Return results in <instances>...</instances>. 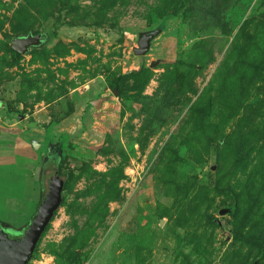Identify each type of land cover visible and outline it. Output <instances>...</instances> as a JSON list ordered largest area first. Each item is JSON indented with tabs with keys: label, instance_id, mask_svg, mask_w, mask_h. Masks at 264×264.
Segmentation results:
<instances>
[{
	"label": "rangeland",
	"instance_id": "rangeland-1",
	"mask_svg": "<svg viewBox=\"0 0 264 264\" xmlns=\"http://www.w3.org/2000/svg\"><path fill=\"white\" fill-rule=\"evenodd\" d=\"M38 170L62 201L28 264H264V0H0L9 235Z\"/></svg>",
	"mask_w": 264,
	"mask_h": 264
},
{
	"label": "water",
	"instance_id": "water-1",
	"mask_svg": "<svg viewBox=\"0 0 264 264\" xmlns=\"http://www.w3.org/2000/svg\"><path fill=\"white\" fill-rule=\"evenodd\" d=\"M157 34V31L142 34L137 40V48L133 54L142 56L149 48V42ZM38 43L37 36L11 41V50L17 54H23L28 47ZM62 181L56 174L46 176L45 193L41 195L34 207L28 221L16 235H9L6 230H12L7 224L0 223V264H28L35 251L36 245L44 232L47 224L62 201Z\"/></svg>",
	"mask_w": 264,
	"mask_h": 264
},
{
	"label": "crops",
	"instance_id": "crops-1",
	"mask_svg": "<svg viewBox=\"0 0 264 264\" xmlns=\"http://www.w3.org/2000/svg\"><path fill=\"white\" fill-rule=\"evenodd\" d=\"M35 185H36V181H35ZM36 193H37V190H36ZM27 197H30V194L27 193V192H24V194H20V195H12L11 196V202H12V208L11 209H8V208H4V209H0V217L1 215L9 218V220H14V221H18L16 216H14L16 214V209L20 210V211H24L22 216L26 217L29 212V208L27 207V210H22V209H19L17 208L18 205H20V203H24V201H27V205H30L32 202L33 199L32 198H29V200H27L26 198ZM36 198V196H35ZM17 215H19V213H17Z\"/></svg>",
	"mask_w": 264,
	"mask_h": 264
},
{
	"label": "trees",
	"instance_id": "trees-1",
	"mask_svg": "<svg viewBox=\"0 0 264 264\" xmlns=\"http://www.w3.org/2000/svg\"><path fill=\"white\" fill-rule=\"evenodd\" d=\"M11 57L13 58V60L14 59H16V57H18V54L17 53H15V52H13V51H11ZM49 146H51V147H53L52 148V150H51V155H50V157L52 156L53 158H57L58 157V151H59V146H58V144H51V145H49ZM50 157H47L45 160H49L50 159ZM44 160V161H45ZM50 161V160H49ZM37 180H36V185L38 186V191H37V198H39L40 196H41V194H42V187H41V180H40V170H38V174H37V178H36ZM0 223H4V224H7V225H9L10 227H11V229L13 228L10 224H9V222L8 221H0ZM23 227V225H21L20 226V228L19 229H21ZM13 229H15V228H13Z\"/></svg>",
	"mask_w": 264,
	"mask_h": 264
},
{
	"label": "flooded vegetation",
	"instance_id": "flooded-vegetation-1",
	"mask_svg": "<svg viewBox=\"0 0 264 264\" xmlns=\"http://www.w3.org/2000/svg\"><path fill=\"white\" fill-rule=\"evenodd\" d=\"M52 148L53 147L49 146V148H48L49 153L48 152L46 153V154H48L47 157H49V154H51L50 152H51ZM47 157L42 158V161H44Z\"/></svg>",
	"mask_w": 264,
	"mask_h": 264
},
{
	"label": "built area",
	"instance_id": "built-area-1",
	"mask_svg": "<svg viewBox=\"0 0 264 264\" xmlns=\"http://www.w3.org/2000/svg\"><path fill=\"white\" fill-rule=\"evenodd\" d=\"M40 264H45V262H42V263H40ZM46 264H48V263H46Z\"/></svg>",
	"mask_w": 264,
	"mask_h": 264
}]
</instances>
